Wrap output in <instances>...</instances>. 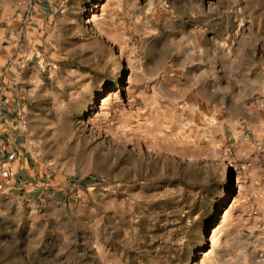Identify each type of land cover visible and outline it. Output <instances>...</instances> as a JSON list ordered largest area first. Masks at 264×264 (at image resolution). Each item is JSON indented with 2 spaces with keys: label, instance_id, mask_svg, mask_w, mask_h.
Returning a JSON list of instances; mask_svg holds the SVG:
<instances>
[{
  "label": "rangeland",
  "instance_id": "1",
  "mask_svg": "<svg viewBox=\"0 0 264 264\" xmlns=\"http://www.w3.org/2000/svg\"><path fill=\"white\" fill-rule=\"evenodd\" d=\"M0 87V264H264V0H0Z\"/></svg>",
  "mask_w": 264,
  "mask_h": 264
},
{
  "label": "crops",
  "instance_id": "2",
  "mask_svg": "<svg viewBox=\"0 0 264 264\" xmlns=\"http://www.w3.org/2000/svg\"><path fill=\"white\" fill-rule=\"evenodd\" d=\"M42 7V6H41ZM44 7L40 8L42 10H38V16H44L45 15V10H43ZM1 88V87H0ZM0 91H2L0 89ZM9 107V104H6V100L3 98L2 94L0 93V173H1V169L3 166H7L10 167L11 165H16L19 164L18 162L22 159V154L19 151V157L18 160L15 162H11L6 161V155L10 154V145H6V142L9 141L10 143L13 140V128L15 126H13L12 122L9 119V115L6 111L7 108ZM248 110V107L245 105L242 106V114H243V118H250L253 119V121H248L247 119H245V122L247 124V127H249L250 125L252 127H256L257 125V118L260 117V112H255V111H251V113L246 114L245 111ZM246 114V115H245ZM250 124V125H249ZM254 130V129H253ZM12 146V143H11ZM1 177V176H0Z\"/></svg>",
  "mask_w": 264,
  "mask_h": 264
}]
</instances>
